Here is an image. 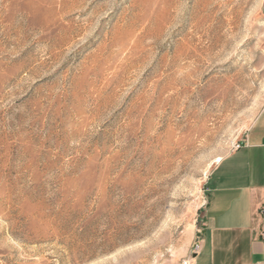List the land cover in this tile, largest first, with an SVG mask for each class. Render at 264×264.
<instances>
[{
    "label": "rangeland",
    "instance_id": "obj_1",
    "mask_svg": "<svg viewBox=\"0 0 264 264\" xmlns=\"http://www.w3.org/2000/svg\"><path fill=\"white\" fill-rule=\"evenodd\" d=\"M259 3L0 0V264L188 263L264 103Z\"/></svg>",
    "mask_w": 264,
    "mask_h": 264
},
{
    "label": "crops",
    "instance_id": "obj_2",
    "mask_svg": "<svg viewBox=\"0 0 264 264\" xmlns=\"http://www.w3.org/2000/svg\"><path fill=\"white\" fill-rule=\"evenodd\" d=\"M259 9L264 17V0ZM207 179L194 237L199 248L187 264H264V239L255 223L264 203V103Z\"/></svg>",
    "mask_w": 264,
    "mask_h": 264
},
{
    "label": "built area",
    "instance_id": "obj_3",
    "mask_svg": "<svg viewBox=\"0 0 264 264\" xmlns=\"http://www.w3.org/2000/svg\"><path fill=\"white\" fill-rule=\"evenodd\" d=\"M237 146H238V144L235 147H237ZM198 248H199V244H198V242H195L194 245H193V249L191 251V255L195 254V252L198 250Z\"/></svg>",
    "mask_w": 264,
    "mask_h": 264
}]
</instances>
